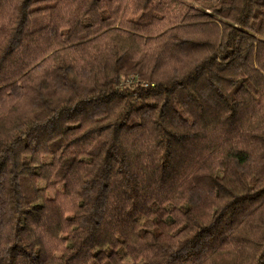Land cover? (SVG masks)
Listing matches in <instances>:
<instances>
[{
  "label": "trees",
  "instance_id": "1",
  "mask_svg": "<svg viewBox=\"0 0 264 264\" xmlns=\"http://www.w3.org/2000/svg\"><path fill=\"white\" fill-rule=\"evenodd\" d=\"M0 264H264V0H0Z\"/></svg>",
  "mask_w": 264,
  "mask_h": 264
}]
</instances>
